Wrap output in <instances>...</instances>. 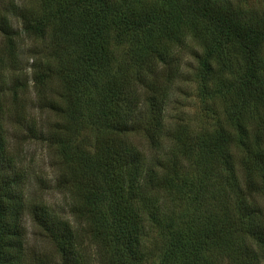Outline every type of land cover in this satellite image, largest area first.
<instances>
[{"label":"trees","instance_id":"1","mask_svg":"<svg viewBox=\"0 0 264 264\" xmlns=\"http://www.w3.org/2000/svg\"><path fill=\"white\" fill-rule=\"evenodd\" d=\"M22 34L49 38L54 63L35 58L24 74ZM0 37V264H48L28 245L26 215L53 264L141 262L155 256L148 238L163 243L159 264H264V12L236 0H0ZM189 37L204 48L193 77L221 101L200 128L168 121L162 99L173 48ZM31 85L56 121L17 106ZM13 120L58 151L65 216L27 199Z\"/></svg>","mask_w":264,"mask_h":264},{"label":"rangeland","instance_id":"2","mask_svg":"<svg viewBox=\"0 0 264 264\" xmlns=\"http://www.w3.org/2000/svg\"><path fill=\"white\" fill-rule=\"evenodd\" d=\"M242 8L252 12H264V0H236ZM18 45L17 54L19 56V67L24 74L32 75V64L35 58L43 59L45 63L53 64V57L47 55L46 48L49 45V38L31 39L27 35H21L16 40ZM7 48V40L0 37V51L4 52ZM41 50V53L39 52ZM204 51V48L189 37L183 46L173 48V59L170 61L163 77L162 99L166 106V118L168 121H180L188 123L196 128L205 127L212 124L207 119L205 108L219 104L220 100H214L212 96L205 95L201 90V82L197 77H193L195 69L199 66L197 53ZM234 63L233 57L230 58ZM219 65L220 59H217ZM234 69L236 65L233 66ZM53 72H51L52 74ZM232 73H227V75ZM195 75V74H194ZM52 84H47L46 91L42 97L51 96L54 88L58 87V82L53 80ZM211 86V85H210ZM39 89L34 85L19 92L18 104L26 109L31 116H34L38 123H48L56 121L57 116L49 111H43L35 106ZM218 96V95H216ZM10 98L8 102L11 108L9 113L13 114L12 107L16 104ZM20 107V106H19ZM208 120V121H207ZM173 121V122H174ZM9 145L22 175V184L27 199L31 202L46 203L56 208L61 215L65 216V198L55 187V179L60 166L61 157L56 148L48 146L46 143L34 138H27L23 135L22 128L13 120L8 125ZM133 143L142 147L145 154H150V140L142 134L131 136ZM167 145V144H166ZM66 215H70L67 213ZM28 232V245L35 248L37 256L46 260L48 264L58 261L59 257L54 246L44 238L40 230L34 226L29 215L24 217ZM156 246L151 239L145 240L144 250L155 247V256L147 257L141 262L131 264H159L160 250L163 247L161 239L155 240ZM47 255V256H46Z\"/></svg>","mask_w":264,"mask_h":264}]
</instances>
